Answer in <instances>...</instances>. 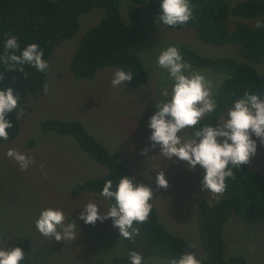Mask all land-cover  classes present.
<instances>
[{
    "label": "rangeland",
    "instance_id": "1",
    "mask_svg": "<svg viewBox=\"0 0 264 264\" xmlns=\"http://www.w3.org/2000/svg\"><path fill=\"white\" fill-rule=\"evenodd\" d=\"M128 3L129 0H121L120 14L136 31L133 50L148 63L144 66L148 74L146 82L135 89L127 87L125 82L113 87L111 81L116 71L113 67L98 70L91 79L74 77L68 61L81 36L97 24L103 14L101 9H93L79 17L74 36L54 47L44 83L49 90L45 93L43 88L41 94L26 100L18 135L0 142V249H12L16 241L28 240L31 244L28 264H113V257L128 254L130 250L141 252L146 246L139 224L135 226L140 234L133 242L121 238L111 218L98 220L95 225L78 219L88 202L97 203L101 211H107L112 205L109 199L96 193H81L76 197L70 194L73 184L98 177L106 168L95 162L71 136L41 129L40 122L47 118L78 120L110 153L116 152L119 162L133 172L136 181L154 190L152 201L162 223L195 244V252L200 257L205 256L196 233V200L204 196L214 201L221 194L213 196L202 189L205 174L202 167L189 170L186 162L161 156L159 146L151 148L149 118L158 111L156 102L163 99L162 88L171 90L172 87V81L166 79L167 72L158 66L157 57L167 47L181 43L189 44L206 56L229 55L237 59L240 56L236 46L213 47L200 42L190 28H167L158 23L146 6L141 8V21L132 23L126 18ZM238 21L252 27L258 23V19H232L228 23L230 29ZM195 69L209 76L203 68ZM259 69L264 70V64H260ZM210 80L214 93L217 82ZM223 119H227V112L218 122ZM187 131L188 128L178 135L188 136ZM252 138L257 139V153L246 165L261 171L264 170V144L254 134ZM31 139L33 146L29 145ZM145 147L150 150L142 155ZM10 148L34 158L35 164L21 170L18 163L6 155ZM160 170L169 181L167 188H157L155 177ZM47 208L61 209L65 223L76 221V240L57 242L37 230L35 222ZM224 239L226 258L236 252L245 257L246 264H264V217L242 220L232 216L224 226ZM143 264H168V261L149 255Z\"/></svg>",
    "mask_w": 264,
    "mask_h": 264
},
{
    "label": "trees",
    "instance_id": "2",
    "mask_svg": "<svg viewBox=\"0 0 264 264\" xmlns=\"http://www.w3.org/2000/svg\"><path fill=\"white\" fill-rule=\"evenodd\" d=\"M121 0H0V56L3 55L6 33L17 36L22 51L27 45L37 43L44 52V59L49 57L54 47L62 40L75 35L79 27V17L93 9H101L97 24L89 27L78 41L77 47L68 61L69 69L76 78L91 79L98 70L104 67L123 69L133 74L130 82H125L130 89H135L146 82L148 74L145 69L146 60H142L137 52V34L120 14ZM161 0H129L126 18L132 23L142 19V6H146L152 14H160ZM193 15L187 24L176 26L164 25L167 28L180 30L190 28L196 38L213 47L233 45L237 48L239 59L229 55L206 56L189 44H176L191 71L203 68L217 82L213 98L217 103L214 112L201 119L195 128H188L191 137L196 128L204 124L215 126L220 118L233 106V102L242 98L245 92L259 94L264 99V0H190ZM234 19H258L260 27H252L238 21L230 29L228 23ZM136 51V50H135ZM19 54V53H18ZM148 64V63H147ZM256 67H258L257 70ZM24 73L9 71L0 61V89L12 87L18 93V107L7 117L13 123L8 129L7 142L14 139L20 130L21 118L17 113L24 109L29 97H36L44 88L46 72L37 71L25 64ZM164 72H167L166 70ZM204 75V74H203ZM43 130H52L57 134L71 136L78 146L95 162L103 165L106 172L98 177L87 178L73 184L70 194L73 197L81 193L101 195L104 184L113 181V190L123 175L134 177L133 172L118 160L116 152L108 149L88 133L83 124L75 119L47 118L40 122ZM33 146V139L29 141ZM235 179H226L225 191L214 201L204 197L198 198L195 204L197 236L204 257L197 254L202 264H246L241 253L225 257L227 249L224 239V226L233 216L242 220L264 217V170L257 171L242 165L233 169ZM135 178V177H134ZM136 180V179H135ZM114 204V199H109ZM148 220L139 224L142 235L146 239L145 249L139 253L145 258L158 256L167 261L179 259L183 252L194 251L185 237L171 232L161 221L153 201ZM21 247L26 253L21 264H28L31 244L26 239L15 242L13 248ZM230 253V252H229ZM232 253V252H231ZM143 260V261H144ZM113 264H131L128 254L112 258Z\"/></svg>",
    "mask_w": 264,
    "mask_h": 264
},
{
    "label": "clouds",
    "instance_id": "3",
    "mask_svg": "<svg viewBox=\"0 0 264 264\" xmlns=\"http://www.w3.org/2000/svg\"><path fill=\"white\" fill-rule=\"evenodd\" d=\"M158 23L168 26L187 24L193 15L190 0H161ZM258 22L256 27H260ZM4 53L0 61L9 71L25 72V64L31 65L40 72H46L49 63L44 57V52L37 43L27 45L22 51L16 35L6 33ZM19 53V54H18ZM159 67L167 71L168 80L172 81L171 90L162 88L160 99L156 102V111L148 122L152 130L150 135L151 148L160 147V155L172 160L174 157L186 162L189 170L204 169L202 189L212 193L213 196L222 194L226 189V179H235L233 169H239L242 165L251 162V158L257 153V139L264 144V99L259 94L245 92L242 98L233 102V106L227 111V119H223L215 126L204 124L196 128L191 137L178 135L182 130L195 128L203 117L215 111L217 103L213 98V82L200 72L191 71V65L186 63L180 50L176 46H169L157 57ZM4 75L0 74V81ZM133 79L131 72L117 69L111 81L113 87ZM162 83L164 80L162 79ZM49 86L44 85L47 93ZM19 95L12 87L0 89V139L7 140L8 129L13 123L7 117L18 107ZM24 115L21 109L17 113V119ZM150 149L141 150L146 155ZM14 159L21 170H27L35 164L34 158L9 149L7 154ZM41 169L44 165H40ZM157 188H167L169 181L165 172L160 170L155 177ZM107 199H114L107 211H101L95 202H88L79 213L78 219L86 224L95 225L112 219V225L119 230L121 238L135 242V237L140 234L136 224L148 220L152 211L154 190L137 182L133 176L123 175L116 189L113 190V181L108 180L101 192ZM65 215L61 209L47 208L41 211L36 220L37 230L45 237L55 238L57 242L74 241L77 238V223H65ZM190 244L189 248H195ZM26 253L21 247L12 249H0V264H21ZM131 264H143V255L135 250L128 253ZM168 264H202L194 251H185L179 259H170Z\"/></svg>",
    "mask_w": 264,
    "mask_h": 264
}]
</instances>
